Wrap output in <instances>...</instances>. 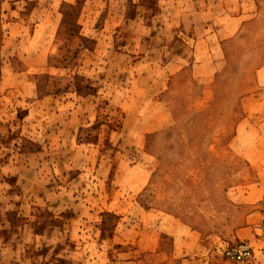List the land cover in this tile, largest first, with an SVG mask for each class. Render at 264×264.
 <instances>
[{
	"label": "rangeland",
	"instance_id": "rangeland-1",
	"mask_svg": "<svg viewBox=\"0 0 264 264\" xmlns=\"http://www.w3.org/2000/svg\"><path fill=\"white\" fill-rule=\"evenodd\" d=\"M0 264H264V0H0Z\"/></svg>",
	"mask_w": 264,
	"mask_h": 264
},
{
	"label": "built area",
	"instance_id": "built-area-1",
	"mask_svg": "<svg viewBox=\"0 0 264 264\" xmlns=\"http://www.w3.org/2000/svg\"><path fill=\"white\" fill-rule=\"evenodd\" d=\"M227 254H231L236 258H247L250 255V249L247 244L240 243L228 250Z\"/></svg>",
	"mask_w": 264,
	"mask_h": 264
},
{
	"label": "crops",
	"instance_id": "crops-1",
	"mask_svg": "<svg viewBox=\"0 0 264 264\" xmlns=\"http://www.w3.org/2000/svg\"><path fill=\"white\" fill-rule=\"evenodd\" d=\"M63 13H64V11H62ZM66 25L64 24V23H62L61 25H60V28L58 29V32H57V34H58V36H59V34L60 35H62V32H66L65 30L63 31V30H61V27L63 28V29H65L64 27H65ZM76 28L74 27V26H71L70 27V30L73 32L74 30H75ZM66 34V33H65ZM78 94H79V92H77Z\"/></svg>",
	"mask_w": 264,
	"mask_h": 264
}]
</instances>
